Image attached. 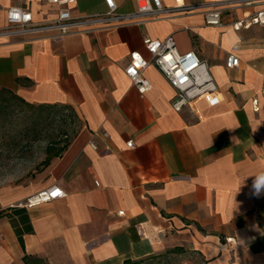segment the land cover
I'll use <instances>...</instances> for the list:
<instances>
[{"label": "crops", "instance_id": "0c3cea01", "mask_svg": "<svg viewBox=\"0 0 264 264\" xmlns=\"http://www.w3.org/2000/svg\"><path fill=\"white\" fill-rule=\"evenodd\" d=\"M116 2L120 12L137 8V0ZM184 2L193 7L95 20L64 35H15L3 32L12 7L46 21L65 8L83 17L108 6L0 0V88L35 105H68L80 118L67 148L31 185L0 190V210L54 185L65 192L26 207L34 231L24 244L0 216V264H123L176 246L195 250L200 264H264V191L253 187L264 186V24L233 26L264 0ZM210 2H221L220 25L205 21L202 4ZM169 35L207 62L217 101L199 97L176 110V89L153 63L148 92L132 83L131 53L150 59L145 36ZM229 54L238 66H227Z\"/></svg>", "mask_w": 264, "mask_h": 264}, {"label": "built area", "instance_id": "2783aa9c", "mask_svg": "<svg viewBox=\"0 0 264 264\" xmlns=\"http://www.w3.org/2000/svg\"><path fill=\"white\" fill-rule=\"evenodd\" d=\"M52 1L59 4H68L71 0ZM254 1L256 0H244L245 3ZM105 2L108 6V11L104 15L76 17L71 14L69 9L65 8L60 10L56 18L46 21H35L32 12L29 10L12 7L8 9V24L3 32L15 35L58 32L59 35H64L80 31L82 25L95 20L116 19L124 21L136 16H158L163 12L193 7L186 6L184 0H175V4L171 6H166L163 0H137V8L134 12H120L116 0H105ZM220 4L221 2L202 4L207 6L204 11L207 24H222L223 13ZM253 24H264V8L254 13L246 14L243 18H238L233 22V26L236 29L250 27ZM144 43L151 53V58L147 59L139 51H133L126 66V73L139 92L146 93L152 87L151 80L145 74V69L150 63H153L176 89V95L173 99V107L176 110L180 111L185 106L191 105L199 97L207 98L211 102L217 101V82L207 62L195 50L181 52L173 35L163 39L145 36ZM239 61L240 58L238 56L229 54L227 66H238ZM253 103L255 110H259L258 99H255ZM128 145L132 146V142H128ZM93 146L95 145L93 144ZM64 195L63 188L54 185L30 196L21 205L32 207Z\"/></svg>", "mask_w": 264, "mask_h": 264}, {"label": "rangeland", "instance_id": "374dc122", "mask_svg": "<svg viewBox=\"0 0 264 264\" xmlns=\"http://www.w3.org/2000/svg\"><path fill=\"white\" fill-rule=\"evenodd\" d=\"M80 127L77 112L68 105L37 107L0 89V190L29 186L47 158L71 140ZM137 264H200L201 257L186 246L169 247L137 259Z\"/></svg>", "mask_w": 264, "mask_h": 264}, {"label": "trees", "instance_id": "16d2710c", "mask_svg": "<svg viewBox=\"0 0 264 264\" xmlns=\"http://www.w3.org/2000/svg\"><path fill=\"white\" fill-rule=\"evenodd\" d=\"M0 89L4 91L13 92L12 90H9L6 88H0ZM15 96L23 100L17 94H15ZM26 103L30 105H35L29 102H26ZM45 106L54 108L57 105H46V104L37 105V107H45ZM69 143H70V140H67V142H65V144L59 149L58 152L53 154L51 157L47 158L45 163L48 165L50 163V160L54 156L60 155L67 148ZM0 216H8L10 218L13 224V227L15 228V231L19 237V240L21 241L22 244H24V235L27 233H32L34 231L28 209L25 206H18V205L9 206L6 209L0 210ZM137 263H139V260H126L123 264H137Z\"/></svg>", "mask_w": 264, "mask_h": 264}, {"label": "clouds", "instance_id": "9594fccd", "mask_svg": "<svg viewBox=\"0 0 264 264\" xmlns=\"http://www.w3.org/2000/svg\"><path fill=\"white\" fill-rule=\"evenodd\" d=\"M254 194L260 195L261 191H264V186H262L259 182H254Z\"/></svg>", "mask_w": 264, "mask_h": 264}]
</instances>
